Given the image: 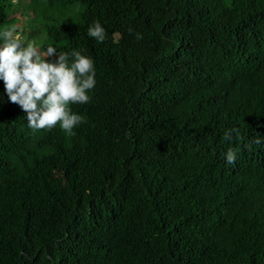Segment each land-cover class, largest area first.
<instances>
[{"label": "trees", "instance_id": "16d2710c", "mask_svg": "<svg viewBox=\"0 0 264 264\" xmlns=\"http://www.w3.org/2000/svg\"><path fill=\"white\" fill-rule=\"evenodd\" d=\"M12 1L0 264H264V0Z\"/></svg>", "mask_w": 264, "mask_h": 264}, {"label": "rangeland", "instance_id": "374dc122", "mask_svg": "<svg viewBox=\"0 0 264 264\" xmlns=\"http://www.w3.org/2000/svg\"><path fill=\"white\" fill-rule=\"evenodd\" d=\"M17 0H13L12 2H15L16 3ZM16 17H19L20 16L17 14ZM23 32V30H22ZM24 32H27V31H24ZM14 33V30L11 29L8 33L9 36L13 35ZM16 37L19 39L20 37H22L23 39H27V36L25 34H23V36H21V34H17ZM27 48L28 50L26 51V54H25V58L26 59H29L31 60L32 63H22L21 66L17 65L16 62H13V65H14V68L15 70H19V72L21 73V75L25 76L29 73V70H30V67L34 64V63H37L38 61H48L50 58H48V55L44 54L43 52L40 51L39 49V45L38 43L36 42H32V41H29L27 43ZM36 56H39V58H36ZM37 61V62H36ZM62 88L65 89L67 88L66 85H62ZM49 91V90H48Z\"/></svg>", "mask_w": 264, "mask_h": 264}, {"label": "bare ground", "instance_id": "6f19581e", "mask_svg": "<svg viewBox=\"0 0 264 264\" xmlns=\"http://www.w3.org/2000/svg\"><path fill=\"white\" fill-rule=\"evenodd\" d=\"M214 211V210H213ZM237 251V250H236ZM240 253V252H239ZM240 256V255H239Z\"/></svg>", "mask_w": 264, "mask_h": 264}]
</instances>
